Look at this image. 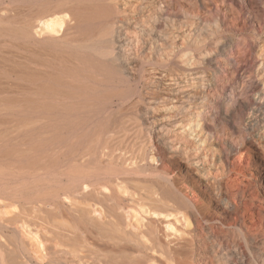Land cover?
Wrapping results in <instances>:
<instances>
[{
	"label": "bare ground",
	"instance_id": "obj_1",
	"mask_svg": "<svg viewBox=\"0 0 264 264\" xmlns=\"http://www.w3.org/2000/svg\"><path fill=\"white\" fill-rule=\"evenodd\" d=\"M9 1L17 5L25 2ZM145 1L148 6L143 10L147 18L140 15L127 20L125 17L127 22L139 25L142 32L148 31L154 38H165L172 31L170 35L174 39L170 47L164 45L162 50H158L160 46L154 49L150 43L148 46L154 50L150 48L148 54L129 56L127 60L114 56L116 49L119 52V48L130 47L122 43L132 30L117 32L118 25L128 29L120 20L121 0H52L43 6L38 4L42 7L31 15L19 13L14 3H8L13 6L11 9L0 7V38L18 39L27 49L25 53L29 51L37 58L32 61L25 54L18 61L21 56H16L19 63L15 68L21 69L20 78L29 80L32 86L18 95L36 99L30 96L27 98L31 100L20 99L22 110L11 114L10 121L0 126V264L32 263L27 258L17 262L19 246L7 241L5 228L8 226L14 229L17 226L22 240L37 246V252L32 255L36 254L39 262L48 259L47 264H73V260L68 261L69 256L76 258L83 250L81 255H84L87 250L84 233L97 234L99 240L106 242L100 253L103 245H96L99 249L95 251L101 256L103 253L105 261L108 258L111 263L149 264L157 258L160 263L174 264L176 259L189 255L186 249L185 254L179 252L182 246L169 242L171 234L167 233L187 237L191 233L186 229L193 226L199 241L213 248L211 253L217 262L216 246L224 248L225 244H232L234 233H230L238 212L242 210L243 214L260 220L264 211L261 188L236 182L231 175L243 174L239 164L244 155L264 162V135L256 140L249 131L254 121L264 120V84L261 87L258 80L261 73L258 65H263L264 70V0H243L247 14L243 20L244 31L251 29L253 33L242 38L244 60L241 62L236 61L235 53L226 61L211 58L213 53L220 55L218 51L225 46L223 42L205 41L202 46L196 39L192 44L188 40L178 42L184 26V0ZM193 1L197 5V10L192 9L193 17L207 21L208 15L216 10L224 16V25L229 23L230 0ZM3 9L8 15H3ZM198 51L202 60L198 59ZM119 60L126 64H117ZM35 71L39 75L30 74ZM6 78L10 80L11 73H6ZM176 106L190 114L184 118L183 132L196 133L202 128V122L213 126L210 156L207 152L203 156L191 154L192 149L182 137L176 143H168L164 138L165 133L156 125L157 114L161 109L171 110ZM219 121L226 122L228 131L218 127ZM244 121L248 122L247 128L242 127ZM10 129L12 134L16 132L14 136ZM55 150L59 151L58 155ZM52 153L56 158H52ZM208 163L209 166L214 163L219 169L211 171L206 166ZM196 176L209 185L204 187ZM60 191L67 195L65 199L73 210H69L73 213L70 220L63 219L65 225L72 221L68 228L58 224L64 217L58 220L59 214H52V201L59 199ZM239 192H242L241 198ZM125 199L128 205L124 204ZM9 208L15 209L14 212L8 211ZM58 212L61 215L60 209ZM37 213L45 214L43 220L47 225L57 219L51 222L52 230L47 226L51 230L50 238L45 234L51 243L47 249L37 224L40 219ZM161 217L173 218L166 225L167 235L163 239L157 226L151 223L155 224L153 220ZM233 242L242 248L240 241ZM175 244L178 248H174ZM21 249L23 254L27 251L24 243ZM99 255L94 254L95 258Z\"/></svg>",
	"mask_w": 264,
	"mask_h": 264
},
{
	"label": "rangeland",
	"instance_id": "obj_2",
	"mask_svg": "<svg viewBox=\"0 0 264 264\" xmlns=\"http://www.w3.org/2000/svg\"><path fill=\"white\" fill-rule=\"evenodd\" d=\"M24 1L25 2H22L19 5H17L16 3L13 2L14 3V5H13V3L11 1H9V0H5V1L4 0H0V2L3 4L0 7L5 8V9H8V8L11 9V8H13V6H14V8L18 6L19 13L21 12V14H24V13L26 14V13H29L30 12L28 15H31V12L36 13L35 10L37 11V8H40L41 5L43 6L45 4H48V3L52 2V0L51 1L50 0H35V1L34 0H24ZM45 2H47V3H45ZM121 2H122V5L120 6V9H121L122 14H121L120 20H123V22L125 23V24L123 23L124 28H128V29L120 28L119 27L120 25H118L117 26V32L122 31L121 32V34H122L125 31H128L129 32L130 29L132 30V31H130L131 33H130L129 37H127V39L125 40L126 42L124 41V43H122V45L123 44H127L130 47L129 48H119V52H118V49H116L115 50L116 52L114 51V53L116 55L114 54V56L119 57L120 60H127L129 58V56H131V57L133 55H139V56L141 55L142 56V55L148 54L150 52L149 49L151 47H153L155 49V48H158L160 46L158 48V50H160V49L162 50L163 47H164V45H166L167 47H170L171 46L170 44L172 43V41L174 39V37L170 35L172 33V31H169V33L166 35L165 38L164 37L163 38H157V37L154 38L152 36V33H149L148 31L147 32H142L143 29L140 28V27H138L139 25H134L131 21L130 22H127V20H129L130 17L131 18H134V17H138L140 15H143L144 18H145L146 16H148V14L147 13H144L145 11L143 10L144 7H147L148 6V1H145V0H121ZM229 2H230L229 3L230 7L228 8L229 9V13L227 11V20H228L229 23H227L226 25H224V16L221 15V14H219L218 12H216V10H213L210 13V15H208L207 21H206V18L203 19L202 17L201 18L200 17L199 18L193 17L191 15V13L193 11L192 9H196V7H197L196 2L193 1V0H184L183 1V4H184V7L185 8L182 11V14L184 16V18H183V22H184L183 25L184 26L182 27V29H181V31L179 33V35L181 36V40H178V42L180 44H182L183 41L188 40L190 42V44H192L195 41V39H196L197 41L202 42V43H200L201 46L203 45V42L205 44V41H206V43L208 41H211V42H214L215 44L216 43L218 44V43H222L223 42L225 44V46H223V48L221 49L220 52L218 51V54H220V55H215L213 53L212 54L213 56L211 55V58L212 57L213 58L219 57L220 60L226 61V60H228V58L231 56L232 53H235L236 61L237 62L243 61L244 60L243 59V56H242L243 55V48H242V46L240 44L242 43L241 42L242 41V38L244 36L251 35L253 33V31L251 29L248 30V31L247 30L244 31L243 20H245V18L247 17V14H246L245 3L243 2V0H230ZM8 3H11L13 6L11 4H8ZM38 4H41V5L38 6ZM142 5H143V7H142ZM28 6L30 7V9H29ZM131 6H133V7H131ZM135 6H137V7L135 8ZM129 7H131L132 10ZM18 8L16 9L17 11H18ZM31 8H33V9H31ZM5 9H3V12H2L4 16H6V14L8 15V13L6 11H4ZM263 10H264V6H263ZM38 11H39V9H38ZM123 12L125 13V15H124ZM136 12H137V14H136ZM34 13H32V14H34ZM185 13H187V14H185ZM125 17H126L127 20L125 19ZM146 20H148V19H146ZM148 24L149 23L146 21V25H148ZM133 25L136 26L138 29H136V27L134 29H132L134 27ZM133 33H134V35H133ZM148 33H149V35H148ZM121 34L118 33V36L119 35L121 36ZM132 35H133V37H132ZM143 37L146 40H144ZM122 38L125 39L126 36L123 35ZM153 38H154V40H153ZM4 39H6V40H4ZM13 39L14 38L13 37L10 38V36L9 37L8 36H4V37L0 38V45L3 43L1 45V47H0V48H2V51L0 49V54H1L0 55V63H1L0 64V67H2V68H0V75H1L0 76V117L3 118L0 126H5L6 122L8 123V121H10L11 114H13V113H19L22 110L21 105L19 104V100L20 99L21 100L22 99H25L26 100V98L29 97V96L32 98L31 95H26V96H21V97L18 95L20 93V91L23 92L22 90H25V89H27L29 87H32V86H30L31 84L29 83V80H24L23 81L20 78V74H21L20 71H21V69L19 67L17 68V66L15 68V65H16V63H19L18 61H22V59L25 58L24 56H26L27 54L28 55L26 57L27 58L29 57L32 61H36L37 58H35L32 55H30L31 53L29 51L27 53H25V50L27 51V49H25V46H23V44L21 45L20 41L18 42V39H15V40H13ZM131 39H132V42H131ZM133 39L136 40V42ZM140 39H142L141 40L142 43H141ZM150 39H152V40H150ZM164 39H166V41ZM137 40L139 41V44H141V46L138 44V41ZM152 41H153V43H152ZM144 42H146L147 44H145ZM165 42H168V45L165 44ZM150 43L152 44L151 47L148 46ZM131 44L135 45V47L137 49L134 46H132ZM20 45H21V47H20ZM142 45L145 46V47L143 48ZM138 48H142V49H138ZM153 48H151V50ZM212 48L215 49V46L213 45ZM143 49H145V50H143ZM124 50H127V51H124ZM133 50H134V52H133ZM130 51H131V53H129ZM200 51H198V53H197L199 57H200V55H199ZM136 52H138V53H136ZM16 56L17 57L18 56H21L20 57L21 60L20 59L18 60L19 57L17 58ZM22 56H23V58H22ZM122 57L123 58H126V59H123ZM199 57H198V59L199 60H202V58H201L202 55H201L200 58ZM13 58H15V59H13ZM16 58H17L18 61H16ZM9 60H10V62H9ZM120 60L118 61L117 64H119V63L120 64H126L125 61H120ZM33 67H34V65H33ZM40 68H41V66H40ZM261 68H263V65H261V66L258 65V70H260V72H261L260 75L258 76V80L260 82V86L263 87V84H264V81H263L264 80V72L263 71L264 70H262ZM41 69L43 71L45 70L44 68H41ZM39 70L40 69H38L37 71H39ZM42 70H40V72ZM5 71H7V72H5ZM6 73H11L12 78H10V80L6 78ZM30 74L37 75L38 73H36V71H35V73H30ZM17 75L19 76V78H17ZM2 77H4V78L2 79ZM36 77H34V78L37 79L38 77H41V76H38L37 78ZM34 78H31V79L33 80ZM20 79H21L20 83H19V81L17 83V80H20ZM26 82H27V84H25ZM18 84H20V85H18ZM24 86H25V88H23ZM47 87H49V86H47ZM31 98L30 99L27 98V99L31 100ZM34 98L36 99V97H34ZM34 98H32V99H34ZM35 99H34V101H35ZM255 99L258 100V96H256ZM38 104L39 103H35V104L33 103L34 106H41V105H38ZM186 112L187 111L185 109H182V107H177V106L176 107H173V109H171V110H169V109H167V110L166 109H161V111L157 114V116H158V122L156 123V125L159 126L158 129H160L162 132L165 133L164 134V138L167 139V142L168 143L169 142L170 143H174V142L176 143L182 137L185 140L183 142L188 143L189 147L192 149L191 154H195V155L198 154V156H203V154L207 152L208 153V156H210L212 154V152L210 153V151H208V150L209 149L210 150L213 149V145H212L213 142H214V138H212L213 126L212 125H209V124H204L202 122V124H203L202 128H198V129L196 128L197 129L196 133H193L192 131H188L187 133L186 132H183L182 125H183V122L185 120L184 118H186L187 115H190V114H187ZM189 118L193 121V117H189ZM247 123H248L247 121H244L243 124H242L243 125L242 127L243 128H245V127L247 128ZM8 125H9V127H11V126L13 127V124H8ZM192 125H193L192 128H194V123L193 122H192ZM226 125L227 124H226L225 121H219L218 122V127L220 129H223L225 131H228V127ZM250 129H249V131H251L250 132L251 135L256 140H258L259 139V136L264 135V120L259 119V120L254 121L253 122V128H250ZM10 130H9V132H10L11 136H14V134H16V132H14V134H12L13 129H10ZM53 137H54V135H52V138ZM206 138H207V140H206ZM204 142H206V143H204ZM203 143H204V145H203ZM55 146L58 147V145H55ZM196 148H200L201 150L196 149ZM65 149L66 148H61V151L65 150ZM55 152H56L55 153L56 155L59 154V151L58 150L57 151L55 150ZM52 155H53L52 158H56L54 156V153H52ZM199 158L202 159L203 157H199ZM241 161L242 162H240L239 165H240V169L243 172V174H241V175L238 174L237 175V173H232L231 179L232 180L233 179H236L235 181L236 182H239L240 181L241 184H246L247 183V184H252V186L253 185L254 186H258L259 185V187L261 188V191H262V192L260 191V193L262 194L261 197L264 200V188L262 187L264 185V166H263L264 165V162L263 161H259V160L257 161L256 159H254L252 156H249V155H247V157H246V155H244L242 157ZM206 166L210 167L211 171H213V172H215L217 169H219L218 166L216 167V165L214 163H212V166L211 165L209 166V163L206 164ZM244 172H245V174H244ZM196 178L199 179L200 177L196 176ZM200 181L202 182V185H204V187H207L209 185L208 182L205 179L202 180L200 178ZM211 181H213V180L211 179ZM61 188H62L61 190L65 189V187L63 185L61 186ZM239 193H238L239 194L238 197H240V195H242L241 194L242 192H239ZM62 194H63V192L60 191L59 199H57L58 198L57 197V198H54V201H52V207L54 208V209L52 208V214H55L54 212H57L56 215L58 216V214H59V216L56 217L58 220H59V218L64 217V218H62V219L59 220L60 222L58 224H61V225H59L60 227L61 226L66 227L72 221L71 222L68 221L67 224L65 225L66 221L63 222V219L64 220H68V219L70 220V217H72L71 215H73V213H69V210H70V212H72L73 210H72V207H70V204L67 203L68 201L65 199V197H67V195L64 196ZM64 194H66L65 191H64ZM125 201L128 203L127 199H125L124 200V204H127ZM55 202H56V204H55ZM57 202H59V203H57ZM59 206H61L62 208L61 207L59 208ZM67 206H68V208H67ZM59 209L62 212L61 215H60V212H58ZM14 210L15 209H12V208H9L8 209V211H13V212H14ZM18 210H19V208H18ZM63 211H64L65 214L63 213ZM241 211L238 212L239 214L237 213V215L235 216L234 225L235 226L237 225L236 226V229L234 228L235 226H233L231 228V233L230 234H233L234 233L233 235H231V237H232L231 238L232 244L231 243L230 244H227V245L225 244L224 248L223 247L221 248L219 245L216 246V251H217V255H218L217 262H216V258H214L215 255L213 253H211L213 248L212 249L210 248L211 249V251H210V249L208 247L204 246V243H205L204 241H202V240H201L202 242L199 241V239L197 238V234H194V230H193L194 227L193 226L188 227L186 229L187 230V233H191V234H189L191 237H189V235L187 237L184 236L183 238H185V240H186V242H185V240L182 237H180L178 235L175 236L174 235L175 232L167 233L165 231L166 230L165 228H166L167 223L170 222V221H173V218H169V219H163L162 217L161 218H156L157 221L156 220H153V221H155V224L152 221H151V223L154 225V227L157 226L156 227L157 230L158 229L160 230V231L158 230V232H159V234L161 233L160 236H161L162 239H163V237L165 235H167V234L170 235L171 234V236L168 237L169 240L170 239L171 240L169 241L168 238H164L165 241L167 240L166 242H168V241L169 242H173V243L175 242L176 244L179 243L178 245H181L182 247H179L178 248V245L176 246V244H175V247L174 248L180 249L179 252H182L183 254H185L184 252L186 251L187 252V255H189L188 258H187L186 254H185L184 256H181V258H178L179 259L178 261L176 259V262L177 263L180 262L178 264H182V261H184L183 264H264V211L261 212V215H260V218H259L260 220H257L258 219L257 217L255 219H253L248 214H245V212L243 214ZM66 212H68V213H66ZM43 214L40 215L39 213H37L38 218H40V219H37V221H38L37 224H39L38 226H39V228L41 229V232H42L41 233V238L45 242L44 244H45V247L47 249L49 247V245H51V243H49V241H47L48 237H46V235L49 236V238H50V235H51L50 231L52 230L50 228V227H52L51 226L52 225L51 222L53 221L52 223H54V221H55L56 218L54 220L50 221V224L48 223L49 225H47V224L44 223L43 218H44L45 214L44 215ZM68 214H69V216H68ZM37 215H35V216L37 217ZM237 217H238V219L236 220ZM241 217H243V218H241ZM65 218H67V219H65ZM42 220H43V222H42ZM37 221H35V223ZM235 221H238V223L235 222ZM47 222H49V221H47ZM62 223H64V225ZM55 224H57V223L55 222ZM251 224H252V226H253L254 229L251 228ZM254 225H256V226H254ZM245 226H246L247 230H246ZM16 227L17 226H15V229H14V227H9V226L6 227L5 228V236L7 238V241L13 242L15 244L17 243L16 246L18 245L19 246L18 247L19 249L22 248V243H24V245L26 247V250L27 251L24 252V254H23V251H21L22 249L21 250L18 249L19 251H21V253L16 249V257H19V259H20L19 260L17 258L18 259V260L16 259L17 262L22 261L24 258H27V260H29V262H32L31 264H47L49 262L48 259H47L48 257L45 258V259H47L46 261H48V262L42 260V262L40 261L41 262L40 263L39 261L36 260L37 255L36 254L32 255V254H33V252L34 253L37 252V249H35L37 246L34 245V244L32 246V244H31V242L29 240H25V239L22 240L21 236L17 233L18 230L16 231ZM176 227H178L180 229L182 228V230H185V229H183L184 227H181L180 224H176ZM255 227H257V229ZM31 228L34 229L33 226ZM67 228H68V226H67ZM47 230H48V232H47ZM186 230H185V232H186ZM240 230H242V231L240 232ZM250 230L251 231L253 230V231L251 232ZM249 232H251V233H249ZM82 233H83V231H82ZM86 234L87 233H84V235H85L84 236L85 237L84 240L86 239L85 240L86 243L84 241H82V244L84 242V244H86L85 245V248L87 250L88 249L89 250L88 251L85 250V254L84 255H81L82 253H84V250L81 252V254H79L80 256L77 255V254H76L77 256L75 255L76 258L77 257H80V259H81V256H82V260H81L82 262L79 261L80 259L74 258V256H69L68 257V261L71 262V260H73L72 261L73 264L74 263L75 264H77V263L78 264H83V263L84 264H118V263H111V261L108 260V258H107V261H105L106 259H104L103 253H102V256H101V254L100 255L98 254V252L100 253V251H102L106 247V242H104V240L103 241L99 240L100 238L98 237L97 234L96 235H92V236L90 234H87V235L90 236L89 239H88V236ZM17 235H19V236H17ZM44 236L46 238L45 240L43 238ZM94 236H96V237H94ZM90 238L91 239L93 238L92 241H91ZM177 238L179 239V242H178ZM234 238L236 239V241H240V243L243 244L242 245V248H238L235 245V243L233 242V241H235ZM189 239H191L192 242H189L190 241ZM194 240L196 242H194ZM20 241H22V242L20 243ZM90 241H91V244L88 243ZM220 241L223 242V240H220ZM95 242H97V244ZM99 243H101V244H99ZM103 243H105V245ZM173 243H172V245H173ZM88 244H90V245H88ZM92 244L95 246L94 248H90V247L93 246ZM26 245H28V247L30 245V247H31V248H29L30 251L27 249L28 247ZM96 245L97 246L103 245L102 246L103 248L102 249L100 248L101 249L100 250L99 249L100 246L97 247ZM187 245H188V247H187ZM196 245H197V247H196ZM192 246H194V247L192 248ZM92 249H93V252L98 251V249H99V251L93 253V252H91ZM86 251H87V253H86ZM89 251H90V253H89ZM17 252L20 253V254H22V256L20 254H18ZM30 252H32V253H30ZM91 253H93V255H92L93 257H90L91 256ZM104 253H105V251H104ZM29 254H31V255H29ZM94 254H95V256H98L99 255V258H101V259H99L98 257L95 258ZM96 254H98V255H96ZM88 255H89V258H88ZM29 256H31V257H29ZM50 257H49V260L52 259V256H50ZM212 258H213V260H211ZM97 259H98V262H97ZM155 259H154L155 262L153 261V263H151L152 262L151 261V262H149V264H156V263L157 264H161L163 262L162 261L160 263V260L159 259H157V258H155ZM99 262H101V263H99ZM176 262L174 264H177ZM162 264H165V262L162 263Z\"/></svg>",
	"mask_w": 264,
	"mask_h": 264
}]
</instances>
